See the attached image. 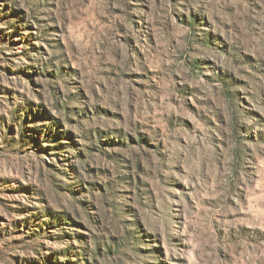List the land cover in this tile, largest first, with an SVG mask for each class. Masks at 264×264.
I'll return each mask as SVG.
<instances>
[{
	"label": "rangeland",
	"instance_id": "374dc122",
	"mask_svg": "<svg viewBox=\"0 0 264 264\" xmlns=\"http://www.w3.org/2000/svg\"><path fill=\"white\" fill-rule=\"evenodd\" d=\"M0 264H264V0H0Z\"/></svg>",
	"mask_w": 264,
	"mask_h": 264
}]
</instances>
